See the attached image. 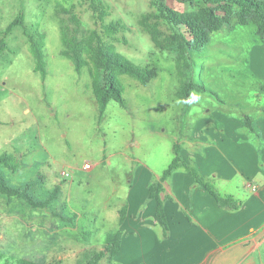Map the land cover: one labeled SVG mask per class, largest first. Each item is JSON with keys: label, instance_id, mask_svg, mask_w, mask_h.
Masks as SVG:
<instances>
[{"label": "rangeland", "instance_id": "rangeland-1", "mask_svg": "<svg viewBox=\"0 0 264 264\" xmlns=\"http://www.w3.org/2000/svg\"><path fill=\"white\" fill-rule=\"evenodd\" d=\"M102 1L104 23L120 22L125 31L105 35L90 0H0V41L5 42L0 51V155L13 156L19 165L3 175L12 186L29 184L36 201L59 189L46 209L0 194V264H85L103 250L105 236L117 230L135 176L160 178L174 157V144L183 147L206 121H215L219 101L229 110L251 99L254 83L246 58L255 38L252 23L241 26L233 18L210 33L201 51L186 52L176 43L166 46L172 32L148 0ZM165 2L178 12L200 7ZM20 17L21 23L4 36ZM144 22L157 29L161 47ZM62 29L78 40L98 32L132 63L156 68V78L144 86L119 76L125 107L110 101L99 119L91 91L93 65L75 72L61 55ZM24 31L44 36V80L34 71ZM188 82L205 92L190 91L182 99L181 87ZM86 163L92 169H84ZM98 264H108L107 257Z\"/></svg>", "mask_w": 264, "mask_h": 264}, {"label": "crops", "instance_id": "crops-1", "mask_svg": "<svg viewBox=\"0 0 264 264\" xmlns=\"http://www.w3.org/2000/svg\"><path fill=\"white\" fill-rule=\"evenodd\" d=\"M246 63L254 83L250 101L229 110L219 101L215 121H203L180 146L183 160L239 208H220L177 170L160 195L169 229L162 238L155 202L147 199L151 174L135 176L120 209L121 248L108 264H264V41L256 30Z\"/></svg>", "mask_w": 264, "mask_h": 264}, {"label": "trees", "instance_id": "trees-1", "mask_svg": "<svg viewBox=\"0 0 264 264\" xmlns=\"http://www.w3.org/2000/svg\"><path fill=\"white\" fill-rule=\"evenodd\" d=\"M150 5L156 10L159 17L168 25L172 34L168 38L166 46L177 44L182 51H201L209 42V35L212 32L220 30L223 26L229 25L235 18L238 25L246 26L252 23L255 26L256 34L264 41V0H174L180 4L193 6L200 4L198 9L191 11L178 12L171 9L166 0H148ZM90 6L94 17L101 23L102 31L107 36H113L126 28L120 22L104 23L107 16V6L102 0H90ZM22 17L17 18L4 31V36L8 35L14 26L21 23ZM144 28L151 35L154 44L161 47L159 33L154 26L144 22ZM27 37L30 53L34 60V71L41 75L42 80L46 76L45 61L43 56L44 36L39 32L28 33L24 31ZM170 39V40H169ZM61 55L69 59L76 73L88 66L90 62L93 65V74H91V91L98 107V118L101 119L104 111L110 101L117 102L125 107V101L122 97L123 87L119 82V76L127 75L136 80L141 85H147L157 76V70L154 67L139 66L126 57L116 52L112 44H107L96 31H91L88 35L78 40L76 37H70L62 29ZM5 42L0 41V51L4 49ZM205 92V88L191 82L185 83L180 90V97L187 99L190 91ZM245 122L251 128L248 119ZM174 157L162 172L159 179L152 181L148 186L147 199L155 202L156 224L162 230V238L168 236V222L164 210V200L161 199V193L164 191V183L172 176L174 172L183 169L194 180V184L207 191L222 209L237 210L240 203L232 196H223L219 194L214 186L205 180L195 167L186 163L180 156V145L175 143L173 146ZM19 168L13 156L8 154L0 155V194L7 197L22 199L26 204L36 209H46L49 204L55 201L59 194V189L51 191L47 199L36 201L29 193L30 185L12 186L5 179L3 170L7 169L16 172ZM119 225L123 220V209L119 212ZM122 232L116 230L106 235L104 248L95 253L85 264H98L105 257L109 261L118 254L121 248ZM48 264H61L51 262Z\"/></svg>", "mask_w": 264, "mask_h": 264}, {"label": "built area", "instance_id": "built-area-1", "mask_svg": "<svg viewBox=\"0 0 264 264\" xmlns=\"http://www.w3.org/2000/svg\"><path fill=\"white\" fill-rule=\"evenodd\" d=\"M84 169L90 170V169H92V166L90 164L86 163L84 165ZM62 175L66 177L68 174L67 173H62Z\"/></svg>", "mask_w": 264, "mask_h": 264}]
</instances>
